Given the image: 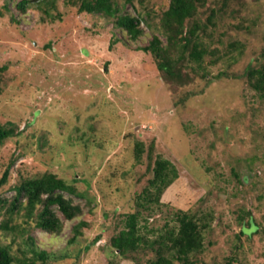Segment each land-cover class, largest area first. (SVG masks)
Returning a JSON list of instances; mask_svg holds the SVG:
<instances>
[{"label":"rangeland","instance_id":"1","mask_svg":"<svg viewBox=\"0 0 264 264\" xmlns=\"http://www.w3.org/2000/svg\"><path fill=\"white\" fill-rule=\"evenodd\" d=\"M20 1L0 0V124L18 126L0 145V198L11 200L15 186L44 174L74 188L62 196L81 215L67 221L56 212L59 235L30 233L38 250L52 254L47 264H152V251L122 257L110 239L148 188L157 157L177 176L160 197L161 214L149 216L140 234L156 238L163 218L178 211L206 214L209 228L202 252L190 256L194 264H264V102L245 78L248 67L264 62V0H227L208 30L212 39L203 42L221 52L235 45L236 59L220 60L207 80L196 77L176 93L140 49L153 38L166 46L169 0H110L112 17L81 12L68 0H53V7L24 0L20 13ZM217 1L198 18L220 8ZM123 15L137 20V40L115 25ZM219 71L237 78L214 79ZM240 210L252 214L259 232L237 240ZM81 220L87 226L67 244Z\"/></svg>","mask_w":264,"mask_h":264},{"label":"trees","instance_id":"2","mask_svg":"<svg viewBox=\"0 0 264 264\" xmlns=\"http://www.w3.org/2000/svg\"><path fill=\"white\" fill-rule=\"evenodd\" d=\"M208 1L169 0L168 7L162 16L166 46L162 47L159 40L153 38L148 46L140 48L152 56L161 77L174 93L178 88L192 83L196 77L207 80L210 77L209 68L216 66L220 60L234 61L236 59L232 53L237 50L235 45H230L231 47L221 52L203 42L204 39H212L213 33L208 30L210 27H215L218 10L224 11L228 2L227 0H218L215 3L220 8H210L205 20H201L197 16L198 10L203 8ZM54 2L53 0H44L41 5L53 7ZM109 2L110 0L67 1L68 4L76 5L81 12L102 13L106 17H112L113 12L115 16L116 10L111 8ZM27 4L28 2L21 0L16 8L20 13H24ZM115 25L123 30L131 40H137L142 33L137 28V20L128 15L117 17ZM112 44H114L113 40ZM206 57H208L207 61H205ZM5 70V66L1 67L0 73ZM223 77L237 78L233 74H228L227 71H219L213 78ZM245 78H248V85L255 91L257 98L264 102V62L257 67H248ZM17 134L18 126L15 123L0 124V145ZM152 148L151 145L148 150L150 160H152ZM142 151L143 149L138 146V155ZM151 172L152 179L148 181V188L143 189L141 194L136 196L134 212L124 215L123 227L117 235L110 239V244L122 257H128L132 253L152 251L157 256L152 264H172V261L166 259L164 252L182 264H194V261L190 260V256L202 252L204 248L203 234L209 228L206 214L196 218L189 212L178 211L167 218L169 221L177 223L175 227L168 228L169 221L165 217L163 218L164 224L156 238L148 239L147 236L140 234V228L147 222L149 216L155 213L161 214L166 205L160 202V197L177 176L171 163L161 157L154 160ZM233 174L238 179V174ZM6 176L7 172L4 173L3 181ZM13 189L15 196L11 200L0 198V264H14L15 262L47 264L52 254L38 250L30 233L33 229H37L49 235H59L62 222L56 212H59L67 221L81 215L80 206L73 205L70 199H65L62 196V193L72 195L74 188L53 174H44L36 179L25 180ZM239 214L237 220L241 229L236 236L237 240L241 236L259 232V225L250 212L240 210ZM142 220L143 223H141ZM86 226L87 223L83 220L75 224L73 234L67 244L74 243L81 233V229ZM144 228L146 227L144 226ZM1 238H9V243L3 244ZM99 238V236L96 237L94 242ZM15 245L17 253L22 258L21 261H17L12 255ZM132 260L136 261V258H132Z\"/></svg>","mask_w":264,"mask_h":264}]
</instances>
